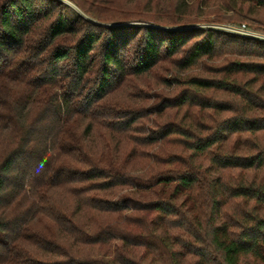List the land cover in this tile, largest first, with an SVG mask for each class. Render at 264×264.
Instances as JSON below:
<instances>
[{
	"label": "trees",
	"instance_id": "1",
	"mask_svg": "<svg viewBox=\"0 0 264 264\" xmlns=\"http://www.w3.org/2000/svg\"><path fill=\"white\" fill-rule=\"evenodd\" d=\"M70 1L93 11L95 0ZM175 1L177 15L186 14L190 0ZM162 2L148 0L144 12L127 4L116 12L117 26L95 25L80 36L81 22L45 6L49 0H7L0 8V264H264V186L249 181L264 171V85L255 95L258 80L243 84L250 93L237 78L262 77L263 66L234 62L225 80L192 78L188 92L156 110L182 112L181 119L145 136L132 135L142 133L148 114L123 116L105 106L132 77L147 76L197 37L182 71L225 46L264 58V41L175 29L184 20L174 22ZM254 2L249 9L228 3L263 31L264 0ZM136 21L150 25L137 32L125 25ZM194 91L224 92L241 108L213 104L232 116L197 137L206 128L191 113L203 111ZM99 129L105 133L97 138ZM236 149L253 154L235 157ZM235 170L232 186L224 179ZM235 199L252 210L234 212V220L226 212Z\"/></svg>",
	"mask_w": 264,
	"mask_h": 264
},
{
	"label": "rangeland",
	"instance_id": "2",
	"mask_svg": "<svg viewBox=\"0 0 264 264\" xmlns=\"http://www.w3.org/2000/svg\"><path fill=\"white\" fill-rule=\"evenodd\" d=\"M147 1L148 0H95L93 2V11L91 12H88L85 8L80 7L78 4L70 0H49V4L45 3L44 5L53 6L56 13H65L69 18L75 19V23L80 21L81 23L76 25L78 31L77 34L80 36L81 34L86 32L88 28H91L95 25L99 26L100 24L105 27L117 26L119 23L115 21L113 22V20H117L119 16L116 14V12L118 10H122L124 7L126 8L127 4H129L130 8H134L135 5L140 3V11L144 12L145 8L148 6ZM229 1L230 0H190L188 2V8L185 11L186 14L177 15V11L175 10L177 2L175 0H163V6L161 8V11H165L166 15L170 16V18H173V21L176 23L179 20H184V25H178L174 27L175 29L185 28L203 31L214 30L217 32L237 35L243 38H249L243 35L231 33L229 31L230 28H240L244 24L249 31L256 34L264 35V30L262 31L259 29L257 31L256 28L258 27L256 24L249 23L247 20L243 19L239 20V18L236 16L235 10L230 7L233 6V4L228 3ZM238 1H243V4H245L244 8L246 9H249L248 6L250 5L251 7L255 6L257 8V5L254 2L255 0ZM5 2H7V0H0V8ZM159 15L162 16L161 14ZM250 19L254 20L255 17L250 16ZM239 22L243 24L238 27L237 24H239ZM125 25H130L129 27L134 28L132 30L137 32L136 29L150 24L145 23V21H136L133 23H126ZM249 26L252 27L249 28ZM249 39L257 40L254 38ZM201 40L202 39L200 37H197L196 39H193L191 44L186 47V51H184V53H179L173 57L167 56L166 58L162 59L158 67L155 68L147 76L132 77L131 81L129 82V85H127L126 88H120L121 90L117 89V91H114L113 94L106 101V107L110 108L111 110H115L117 113L120 112V114H122L123 116L132 117L138 115V112L140 111L144 114H148L151 120H142V122H139V124L141 125H139L138 130H140V132L142 133H133L132 136L134 138L141 135L145 136L144 134L148 131L156 133L164 124H176L175 122H178L181 119V116L183 114L182 112L175 113L173 111H167L160 116L159 114H157L156 110L159 105L164 103V101H172L174 100V98L180 96L182 93L188 92V89H191L189 87L188 82L192 78H200L204 80L209 79L213 81L225 80V73L223 72V70L227 66H229V64L234 62H249L250 64H260L261 66H263L262 68H264V58L250 59L242 55L238 47L228 48L225 46L218 48L215 57L204 58L193 69L189 71L180 70L178 65L184 57V54L196 42H200ZM76 41H78V38L76 37L75 39L73 37L69 41H67L66 44L73 45ZM128 60L133 62L135 61V57L132 56L128 58ZM235 78L236 77H233L232 80ZM237 78L239 80L240 87L244 88V92H250V90H246V88L243 86L244 83L258 80L259 82L257 81L256 84L250 83L253 84L252 86L254 88L251 92L255 95H257V92L259 91L258 87H260L261 84L264 85V76L260 77L254 75H239L237 76ZM261 93L263 95L264 91H261ZM193 94L195 103L200 105L203 111H201L199 114V108L194 106L191 109V113H193V116L196 117V125L203 126V128H206V131L198 132V134H196L197 137L209 135L211 133V130L217 124L222 123L224 120L232 116L231 113L227 112L217 113V111H214L212 109L213 104H218L221 102L228 103L231 105L235 104L238 106L239 109L241 108L242 104L239 99H236L235 97H230L224 92H195ZM151 112H154L157 115L153 117L151 115ZM262 117L263 115H260V118ZM104 133L105 132L102 131V129H99L97 131L96 137L98 138ZM199 133H203V135H199ZM253 144L255 145L256 142H254ZM175 146V148L173 147L171 151L177 153V151H180L181 148L178 145ZM229 150H231V148H229ZM234 154L236 155L235 157L245 158L246 156L252 155L253 153L251 152L250 154H248V152L245 150L239 151V149H236V151H234ZM196 164V167L202 165L203 169H205L208 162L198 161ZM240 173L241 171L238 170L228 173V180L224 179V181H227V184L234 186L237 184L236 180L239 179ZM255 178H257L258 180V184L264 186V171L263 173L257 172L255 174L249 175L250 182L252 179L255 180ZM233 189H235V187ZM231 206L234 207L236 211L234 209L230 210L229 208ZM231 206L227 208L226 213L229 217L233 218L234 220L236 219V215L234 212H240L242 210H252V205H247L246 201L243 199L233 200V204ZM237 214L241 216L240 213ZM259 214L261 216H264V211ZM241 224L242 223L238 222V225ZM250 261L251 260L249 259L248 261H246L245 264H252Z\"/></svg>",
	"mask_w": 264,
	"mask_h": 264
},
{
	"label": "built area",
	"instance_id": "3",
	"mask_svg": "<svg viewBox=\"0 0 264 264\" xmlns=\"http://www.w3.org/2000/svg\"><path fill=\"white\" fill-rule=\"evenodd\" d=\"M229 31L234 34L243 35L245 37L264 41V35L256 34L249 31L245 25H242L240 28H230Z\"/></svg>",
	"mask_w": 264,
	"mask_h": 264
}]
</instances>
